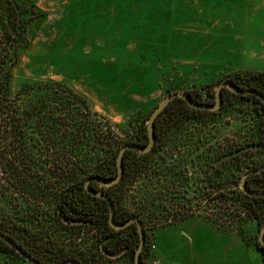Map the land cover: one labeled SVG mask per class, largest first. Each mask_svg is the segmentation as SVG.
<instances>
[{
  "label": "rangeland",
  "instance_id": "rangeland-1",
  "mask_svg": "<svg viewBox=\"0 0 264 264\" xmlns=\"http://www.w3.org/2000/svg\"><path fill=\"white\" fill-rule=\"evenodd\" d=\"M16 1L32 5L40 14L21 29L17 45L8 53L11 96L27 83L65 82L85 95L91 108L124 139L147 126L151 110L171 92L186 90L213 103L215 85L232 72L245 70L241 58L250 47L245 37L264 35V0ZM4 6L0 0V10ZM8 29L6 19L0 18V52ZM186 118L153 152L150 167L127 185L126 204L152 210L151 203L172 200L170 189L163 187L180 175V214L173 217L177 220L159 208L154 216L144 217L149 252L157 227L200 215L222 229L243 233L245 228L251 235L250 246L247 255L238 256L247 257L249 264H262L260 253L251 246L259 242L255 218L229 194L222 201L209 192L217 181L227 183L234 168L229 162L232 156L264 158V146L252 145L261 138L257 134H262L264 117L256 114L251 102L229 97L221 109ZM160 158L167 159L171 171L158 175L155 161ZM5 166L0 159V210L9 226L39 237L38 241L58 236L70 240L76 235L83 246L95 243L96 226L57 224V208L48 188L50 164L37 170L44 176L41 196L14 184ZM97 244L102 256L98 264L133 263L126 245L103 250ZM1 253L23 258L12 251ZM150 261L147 256V264Z\"/></svg>",
  "mask_w": 264,
  "mask_h": 264
},
{
  "label": "trees",
  "instance_id": "trees-1",
  "mask_svg": "<svg viewBox=\"0 0 264 264\" xmlns=\"http://www.w3.org/2000/svg\"><path fill=\"white\" fill-rule=\"evenodd\" d=\"M2 1L5 6L0 10V18L6 19L9 29L4 39L5 45L1 47L3 50L0 52V159L4 161L14 184L28 187L40 196L43 195L44 176L38 175L37 170L50 164L48 188L55 200L57 224L63 226L64 222L87 223L96 226L99 234L95 243L86 246H83L82 242H76V235L70 236V240L65 236H58L38 241L39 237L24 234V230L16 226H9L3 210H0V232L9 236L33 258L45 264H55L66 259H74L80 264H98L102 256L97 243L102 244L103 250L120 244L126 245L134 255L139 244L136 224L133 222L120 229L112 227L109 223L107 201L89 191L97 190L98 182L91 180L88 187L85 182L93 176H115L116 157L120 147L126 142L145 145L148 142L147 126L132 136L122 138L111 130L107 119L91 108L85 95L59 80L27 83L11 96V71L7 66L11 57L8 53L11 47L17 45L21 29L40 13L32 5L25 6L16 0ZM227 78L241 89H252L264 96V71H234ZM221 92L222 103L218 109L223 107L229 97H234L251 102L256 114L264 117V103L255 94H239L226 87H223ZM189 93L195 101L209 104L203 101L200 95L197 97ZM209 111L213 110L192 107L182 97L172 98L155 118V142L152 148L147 152L127 149L123 154L121 179L103 188L114 204V218L117 222H124L131 216H137L142 221L146 235L140 256L142 264H147L150 245L144 217L154 216L158 208L168 211L172 219L180 214V175L175 176V182L171 183V186L163 187L170 189L167 191L172 193V200L164 205L155 206L151 203L154 208L152 210L146 205L130 208L126 204L128 182L150 167L154 160L153 152L180 121ZM99 118L109 126L104 127ZM262 119L264 121V118ZM257 136L261 137L260 140L252 145L264 146V128L262 134ZM155 162L159 166V171L156 172L158 175L165 169L171 171L166 158L156 159ZM229 162L234 168L226 178L227 183L224 185L217 181L209 194H212V198H220L222 201L229 198L228 194L233 200H239L246 213L255 218L260 228L264 224V196L243 192L239 188V181L246 170H264V158L239 154L232 156ZM246 186L252 191L264 192V175L249 174L246 177ZM184 218L186 217L178 218V221ZM254 245L261 252L264 264V245L260 242ZM11 251L18 255L0 238V252Z\"/></svg>",
  "mask_w": 264,
  "mask_h": 264
},
{
  "label": "crops",
  "instance_id": "crops-1",
  "mask_svg": "<svg viewBox=\"0 0 264 264\" xmlns=\"http://www.w3.org/2000/svg\"><path fill=\"white\" fill-rule=\"evenodd\" d=\"M247 44L254 54L248 51L241 58L245 70L264 71V35L257 32L247 37ZM252 46V47H251ZM247 230L222 229L200 215L188 216L155 229L148 253L150 263L158 264H249L247 257L239 252L248 253L250 246ZM252 243V242H251ZM257 252L262 254L252 243ZM260 261V260H259ZM0 264H31L24 258L12 257L0 252ZM261 264V261H260ZM263 264V260H262Z\"/></svg>",
  "mask_w": 264,
  "mask_h": 264
},
{
  "label": "water",
  "instance_id": "water-1",
  "mask_svg": "<svg viewBox=\"0 0 264 264\" xmlns=\"http://www.w3.org/2000/svg\"><path fill=\"white\" fill-rule=\"evenodd\" d=\"M226 87L227 89L239 93H252L258 96L262 102L264 103V96L252 89H241L237 87L230 79L224 78L221 79L216 85H215V100L213 103H201L198 101H195L192 99L190 93L186 90H177L174 92H171L164 97L161 98V100L158 102V104L151 110L148 120H147V131H148V142L145 145L136 144L133 142H126L122 144L120 147L117 157H116V165H117V173L112 178H100V177H89L87 178L85 182V186L88 187V183L91 180H95L98 182L99 188L97 190H89L94 195H97L107 201V204L109 206V223L112 227L116 229L123 228L127 226L130 223H135L137 226L138 234H139V244L134 252V264H142L140 260L141 252L145 245L146 235H145V229L142 221L137 216H131L124 222H117L114 218V204L111 200V198L103 191V188L106 186H110L116 182H118L122 175H123V154L127 149H135L139 152H147L149 151L154 142H155V135H154V121L157 115L160 113V111L167 105V103L174 97H182L184 100L191 105L192 107L196 108H203V109H209V110H216L220 107L222 103V88ZM251 173H258L264 175V170L262 168H252L249 170H246L242 173L240 181H239V188L250 195H263L264 192L261 191H252L246 186V177ZM0 238L3 239L12 249H14L20 256H22L24 259H26L31 264H45L43 262H40L38 259L33 258L31 255H29L24 249H22L14 240H12L9 236L6 234L0 232ZM258 241L264 245V224L260 226L259 233H258ZM55 264H80L78 261L74 259H66L60 262H57Z\"/></svg>",
  "mask_w": 264,
  "mask_h": 264
},
{
  "label": "built area",
  "instance_id": "built-area-1",
  "mask_svg": "<svg viewBox=\"0 0 264 264\" xmlns=\"http://www.w3.org/2000/svg\"><path fill=\"white\" fill-rule=\"evenodd\" d=\"M154 246H152L153 248ZM151 264H158V261L157 260H153Z\"/></svg>",
  "mask_w": 264,
  "mask_h": 264
}]
</instances>
